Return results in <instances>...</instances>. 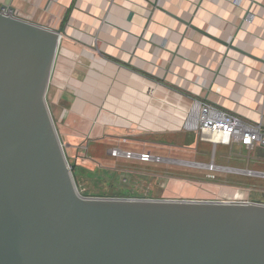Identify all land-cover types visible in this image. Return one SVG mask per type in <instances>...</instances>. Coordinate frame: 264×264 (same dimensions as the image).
Segmentation results:
<instances>
[{"label": "crops", "instance_id": "1", "mask_svg": "<svg viewBox=\"0 0 264 264\" xmlns=\"http://www.w3.org/2000/svg\"><path fill=\"white\" fill-rule=\"evenodd\" d=\"M4 6L61 34L46 98L77 160L87 145L97 161L104 150L118 158L110 153L118 147L171 163L209 162L199 150L209 141L183 129L197 101L264 127V0H0ZM175 151L197 157L173 158ZM219 159L211 161L221 172L244 178L230 186L243 192L236 197L264 202L251 194L264 186L245 172L264 171L263 146L235 142Z\"/></svg>", "mask_w": 264, "mask_h": 264}, {"label": "water", "instance_id": "2", "mask_svg": "<svg viewBox=\"0 0 264 264\" xmlns=\"http://www.w3.org/2000/svg\"><path fill=\"white\" fill-rule=\"evenodd\" d=\"M9 9L0 10V264H264V202L81 194L46 98L61 34Z\"/></svg>", "mask_w": 264, "mask_h": 264}, {"label": "rangeland", "instance_id": "3", "mask_svg": "<svg viewBox=\"0 0 264 264\" xmlns=\"http://www.w3.org/2000/svg\"><path fill=\"white\" fill-rule=\"evenodd\" d=\"M183 129L186 130L185 127ZM197 135L199 138L201 137L200 134L197 133ZM63 146L69 164H76L73 175L81 194L88 196L106 194L101 196L112 197L127 192L136 198L151 197L157 199L162 197L168 199L243 201L240 200V197H236L243 195V192L239 190L240 188L231 189V185L235 183L241 182L242 184L243 177L230 174L229 172H221L223 168L220 167L215 169L206 168V164L214 162L211 161L212 156L214 158L217 156L216 163H219L220 155L224 151H230V146L201 142L199 150L209 154L207 160L209 162L201 160L197 162L175 161L173 163L162 160L143 163L136 160V158H113L107 156L105 150L104 154H102L103 158H101L103 160L98 159L97 161L91 157L92 152L88 151L87 145L82 148V151L79 153L80 158L77 160L74 154L67 150L64 143ZM175 153L172 154L173 158L185 159L197 157L195 154L184 151H175ZM189 163L198 168H187L188 166L186 165ZM166 165L175 167L174 170L170 171V175L153 172L154 169ZM246 178L253 182H259V184L264 186V179L261 176L250 175ZM238 186L241 185H237L236 187ZM251 194L253 195V199L264 201V187L256 189Z\"/></svg>", "mask_w": 264, "mask_h": 264}, {"label": "built area", "instance_id": "4", "mask_svg": "<svg viewBox=\"0 0 264 264\" xmlns=\"http://www.w3.org/2000/svg\"><path fill=\"white\" fill-rule=\"evenodd\" d=\"M241 0H236L240 2ZM184 127L187 131H195L200 134V139L209 141L215 145L223 144L231 146L238 142L244 144L249 151L257 146L264 147V127L260 122H250L231 112L223 111L207 102H195L186 118ZM207 134L209 136H207ZM219 134L218 141L213 137ZM113 156H122L128 159H140L142 161H161L162 157L153 155L151 152H134L121 148H112ZM211 165L210 167H208ZM215 163L206 164L207 168L215 169ZM250 175L255 171L247 169ZM264 178V171L259 174ZM136 198V197H132ZM139 198V197H137Z\"/></svg>", "mask_w": 264, "mask_h": 264}, {"label": "trees", "instance_id": "5", "mask_svg": "<svg viewBox=\"0 0 264 264\" xmlns=\"http://www.w3.org/2000/svg\"><path fill=\"white\" fill-rule=\"evenodd\" d=\"M101 195H106V194H100L99 196H101ZM120 196H122V197H134V196H132L131 194H129L127 192H125V194L123 192L122 194H119V195H116V196H112V197H120Z\"/></svg>", "mask_w": 264, "mask_h": 264}, {"label": "bare ground", "instance_id": "6", "mask_svg": "<svg viewBox=\"0 0 264 264\" xmlns=\"http://www.w3.org/2000/svg\"><path fill=\"white\" fill-rule=\"evenodd\" d=\"M207 136H209L208 134H207ZM218 138H219V134L218 135H215L214 137H213V140L215 141V142H217L218 141ZM211 165H209L208 167H210ZM215 167H216V165H214Z\"/></svg>", "mask_w": 264, "mask_h": 264}]
</instances>
